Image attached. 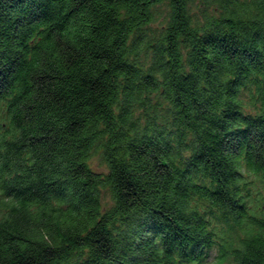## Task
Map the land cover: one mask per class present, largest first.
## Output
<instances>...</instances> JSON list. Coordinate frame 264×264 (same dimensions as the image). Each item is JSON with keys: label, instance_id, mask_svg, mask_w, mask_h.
I'll return each mask as SVG.
<instances>
[{"label": "trees", "instance_id": "trees-1", "mask_svg": "<svg viewBox=\"0 0 264 264\" xmlns=\"http://www.w3.org/2000/svg\"><path fill=\"white\" fill-rule=\"evenodd\" d=\"M211 251L264 264V0H0V264Z\"/></svg>", "mask_w": 264, "mask_h": 264}, {"label": "rangeland", "instance_id": "rangeland-1", "mask_svg": "<svg viewBox=\"0 0 264 264\" xmlns=\"http://www.w3.org/2000/svg\"><path fill=\"white\" fill-rule=\"evenodd\" d=\"M91 167L93 170L97 171V172H106V170L104 169V167L101 166V164L99 163V161L97 160V158H93L91 161ZM215 256V252L211 251L210 255L208 256V260L206 262H204L203 264H212L213 263V258Z\"/></svg>", "mask_w": 264, "mask_h": 264}]
</instances>
